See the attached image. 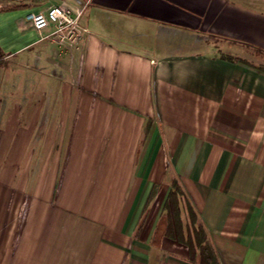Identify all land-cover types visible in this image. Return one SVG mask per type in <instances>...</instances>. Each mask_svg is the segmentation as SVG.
<instances>
[{
	"label": "crops",
	"instance_id": "crops-1",
	"mask_svg": "<svg viewBox=\"0 0 264 264\" xmlns=\"http://www.w3.org/2000/svg\"><path fill=\"white\" fill-rule=\"evenodd\" d=\"M172 178L217 264H264V0H0V264H202Z\"/></svg>",
	"mask_w": 264,
	"mask_h": 264
},
{
	"label": "trees",
	"instance_id": "trees-1",
	"mask_svg": "<svg viewBox=\"0 0 264 264\" xmlns=\"http://www.w3.org/2000/svg\"><path fill=\"white\" fill-rule=\"evenodd\" d=\"M165 208L167 210V234L186 244L191 256L193 258L199 256L202 264H217V256L208 240L207 233L176 178L171 180V190Z\"/></svg>",
	"mask_w": 264,
	"mask_h": 264
},
{
	"label": "built area",
	"instance_id": "built-area-1",
	"mask_svg": "<svg viewBox=\"0 0 264 264\" xmlns=\"http://www.w3.org/2000/svg\"><path fill=\"white\" fill-rule=\"evenodd\" d=\"M83 10L65 5H51L38 12H29L26 20L37 30L51 27L52 32L49 37L52 41L71 49L78 47L83 38V27L80 23Z\"/></svg>",
	"mask_w": 264,
	"mask_h": 264
}]
</instances>
